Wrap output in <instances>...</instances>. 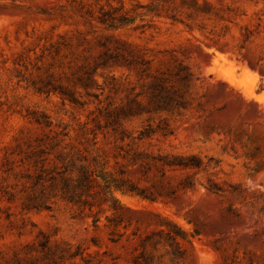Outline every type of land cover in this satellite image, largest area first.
<instances>
[{
	"label": "rangeland",
	"instance_id": "374dc122",
	"mask_svg": "<svg viewBox=\"0 0 264 264\" xmlns=\"http://www.w3.org/2000/svg\"><path fill=\"white\" fill-rule=\"evenodd\" d=\"M0 264H264V0H0Z\"/></svg>",
	"mask_w": 264,
	"mask_h": 264
},
{
	"label": "trees",
	"instance_id": "16d2710c",
	"mask_svg": "<svg viewBox=\"0 0 264 264\" xmlns=\"http://www.w3.org/2000/svg\"><path fill=\"white\" fill-rule=\"evenodd\" d=\"M102 24L108 27H116L119 24L115 18H106V14L100 17ZM179 70L175 73L177 81L186 86L190 83V74L186 71V67L182 64L178 65ZM185 71V72H181ZM168 79L165 77H156L149 85L146 96L149 104L162 111L171 112L174 110L186 109L187 101L179 89H175L173 85H168ZM150 129L146 128L141 135L149 136Z\"/></svg>",
	"mask_w": 264,
	"mask_h": 264
},
{
	"label": "bare ground",
	"instance_id": "6f19581e",
	"mask_svg": "<svg viewBox=\"0 0 264 264\" xmlns=\"http://www.w3.org/2000/svg\"><path fill=\"white\" fill-rule=\"evenodd\" d=\"M244 93L247 95V96H252V92H251V90L250 89H248V88H246L245 90H244ZM255 99H257V100H261L258 96H253Z\"/></svg>",
	"mask_w": 264,
	"mask_h": 264
}]
</instances>
